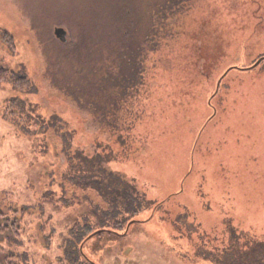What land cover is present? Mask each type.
<instances>
[{"label":"rangeland","instance_id":"rangeland-1","mask_svg":"<svg viewBox=\"0 0 264 264\" xmlns=\"http://www.w3.org/2000/svg\"><path fill=\"white\" fill-rule=\"evenodd\" d=\"M167 1L0 0V64L31 84L0 86V212L21 220L16 241L0 235V264H264V62L254 64L264 0H177L170 29L185 35L147 79L128 147L94 115L114 107L96 98L111 83L92 80L120 72L119 52L138 50ZM62 31L82 38L66 47ZM191 66L211 75L200 89L175 81ZM74 153L94 186L114 183L112 172L133 184L140 207L106 211L88 191L72 197ZM87 226L96 233L85 241Z\"/></svg>","mask_w":264,"mask_h":264},{"label":"trees","instance_id":"trees-1","mask_svg":"<svg viewBox=\"0 0 264 264\" xmlns=\"http://www.w3.org/2000/svg\"><path fill=\"white\" fill-rule=\"evenodd\" d=\"M186 1L187 0H182V3L184 4ZM173 2L174 0H168L157 12H154L152 14V17L150 20L152 21V23H150V27H148V25H146L145 27H142V31L144 32H143L142 39L140 42L141 45L136 48L138 50H132V52H130V50L126 48L127 50H124L125 54H122L123 51L119 52V54L122 55L124 62L121 63V69L118 74L113 75L110 73L112 78L110 77V75L109 76L103 75V77L102 76L100 77L98 75L95 80L91 79L93 82H95L92 85V88L94 89H96L97 86L100 84L99 83L100 80L104 84L108 82L111 83V87L108 90H104L103 94H106L107 96L105 95L103 99L107 97V100H109V102H111V104L113 105L112 107H114L113 108L114 111H111V112L107 111V113L110 115H115L114 117L115 120L109 121V118L106 115L107 114L106 110H104L103 113H100L102 112L100 111L102 109L97 110L95 108H92L93 106L91 108L94 111L95 110L97 111V112H94V115L96 116L97 119H102L105 117L107 121L110 123L109 125L103 123L104 125L102 126V128L105 129L106 133H108L109 138L112 140L113 144L115 145L121 146L120 139H122L123 142L125 140V144L122 143V147L123 146L125 147V145L126 147H128V142L131 141L130 134H131L132 127L135 126L137 122L140 121L145 110H147V105L144 106L143 103L141 104L139 102L142 91L146 87V84L149 85L150 82L156 80V77H155L156 72L158 71L160 66L167 61L166 57L170 53L174 54L175 46H176V43L178 42V39L180 40L185 35L184 31H180V32L171 31L170 29L171 24H172L171 18L172 17L174 18L173 15L183 12L181 10L176 12L175 7L177 5L175 4L178 3L179 1L176 0L174 3ZM56 31H61V30H56ZM72 31H76V28H72ZM65 34L66 33L62 31L61 36L64 35L63 38L59 39L57 35L56 37L61 42L60 44L66 47L71 44L73 45V44L79 43L82 38L81 35H77L73 32L71 36V40H69L68 35L66 34L65 36ZM148 56H149V59H148ZM190 58H192V56H190ZM150 60L153 61L152 67H151L152 61ZM259 61H261V64H262L264 62V57L258 58L254 64L256 65ZM149 65L151 68L149 67ZM169 67L171 68V65H169ZM229 70L230 71L228 72L226 76H228L229 73L232 72V70L234 69H229ZM150 75L152 77V81H147ZM223 75L221 77H223ZM115 76L118 79H120L121 77H124L125 79L124 82L121 83L120 80L117 81L118 79ZM210 76L211 75L206 74L201 70V66H198L197 68H194V66L193 67L191 66V67H185L181 70H178L176 72V76L174 77H176L175 81H177L178 84L180 85L190 86L192 84V81H195L196 83H193L192 85L198 86L199 82L200 83L209 82L211 80L209 78ZM224 80H225V77L222 78V81H219L220 90L218 94H220V91L224 85L223 84ZM7 82H11L12 86L19 90H25L26 88H30L31 86L30 81L26 77L11 75L10 70L4 67L2 64H0V86ZM162 86H164V84H162ZM198 87H199L198 89L201 88L200 85ZM122 89L123 91H129L128 93H131L130 89L131 90L136 89V92L132 96H129L126 93H123L124 95H121L119 91ZM106 91L111 92V93H108ZM215 92L213 96L216 97L218 96V94L215 95ZM103 94H100L96 98H100V96ZM123 104H126V105H123ZM107 107H110V106H107ZM61 137L64 138V135H61ZM118 139L119 141H117ZM97 154L98 153H94L91 158L87 159L88 160L87 164L89 165V163L92 162L93 164L92 168H98L101 170L102 174H105L106 168L104 167V164L101 163L103 159L98 156H95ZM77 156H78L77 153H74L72 154V156L69 157V160H68L69 165L72 164L71 162H73L74 164L79 163L82 165V168H79L77 170L76 175H73L68 179L69 185L71 188L69 190L72 191L71 192L72 197L76 195L75 193H77V195L79 196L81 195L82 197H85L84 194H86L88 191L90 195H93L94 197L97 196V198L99 199V203H101V205H104V207H106V211L114 210L113 209L114 207H115V210H119V209L124 210L128 208L126 207V205H132L134 202H136L135 204L136 210L140 207L139 205L140 202L136 201V198L138 195L135 191V186L133 184L126 182V180L122 176H119L118 174L112 172L113 174L118 176L117 179L114 180V183L118 182L117 185L112 183L106 186V188L103 187V189L101 185H99V187H96L93 184V183H99L98 181H96L97 180L95 179L96 177L94 176L92 177L93 179H95V182L89 181L91 178H88V179L84 178L86 177V175H89L88 174L89 171L86 170L85 163L81 161ZM104 156H105V159L108 161L109 156L107 155H104ZM107 161H104V163L106 164ZM69 165H68V169H69ZM64 187L66 188V186ZM173 196L175 195L170 196V199ZM89 201L91 202V199ZM160 203L165 204L166 202L160 201ZM104 213H107V212H104ZM17 214L18 213L16 211H13L12 213L13 216H16ZM21 214H22V219H23L26 213L22 212ZM7 216H11V215H5L2 212H0V235L2 237H5V239H8L9 241H16L17 237L19 236L18 235L19 233L18 223L21 220L19 221L17 217L11 220ZM108 218L109 217L104 218V219H108ZM86 233H87V238L85 239V241L88 238H90L92 235H94L96 231H94V229H92L91 226H87Z\"/></svg>","mask_w":264,"mask_h":264},{"label":"flooded vegetation","instance_id":"flooded-vegetation-1","mask_svg":"<svg viewBox=\"0 0 264 264\" xmlns=\"http://www.w3.org/2000/svg\"><path fill=\"white\" fill-rule=\"evenodd\" d=\"M258 63H259V62H258ZM260 63H261V61H260ZM99 83L101 84V80L99 81ZM103 95H104V94H103ZM126 100H128V99H126ZM123 105H126V104H123ZM120 108H121V106H120ZM120 108H119V109H120ZM101 111H102V112H100V113H103V112H104V110H101ZM100 113H99V114H100ZM100 115H101V114H100ZM98 120L100 121V119H98ZM101 120H102V119H101ZM102 126H103V125H102ZM82 149H83V148H82ZM86 149H87V148L85 147V148L82 150V153H84L86 159H89L90 156H87L88 153H87V150H86ZM90 158H91V157H90ZM189 174H190V173H189ZM136 191H137V190H136ZM137 195H138V192H137ZM172 198H173V197H172ZM172 198H171V199H172ZM166 203H167V202H166ZM186 219H187V218H186ZM186 219H185V222H187ZM181 221H182V218H181ZM225 221H226V219L223 220V221H222V224L219 225V226L227 227V226H225ZM185 222H184V223H185ZM184 227H185V226H184ZM216 227H217V226H216ZM216 227H212L211 230L215 229ZM212 232H213V231H212Z\"/></svg>","mask_w":264,"mask_h":264},{"label":"water","instance_id":"water-1","mask_svg":"<svg viewBox=\"0 0 264 264\" xmlns=\"http://www.w3.org/2000/svg\"><path fill=\"white\" fill-rule=\"evenodd\" d=\"M60 32V31H59ZM259 63H260V61H259ZM259 63H257V64H259Z\"/></svg>","mask_w":264,"mask_h":264}]
</instances>
